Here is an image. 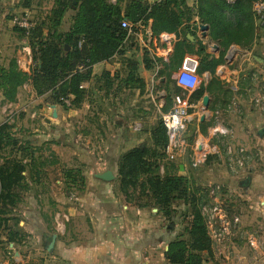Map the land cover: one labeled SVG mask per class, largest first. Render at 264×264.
Listing matches in <instances>:
<instances>
[{"label": "crops", "instance_id": "obj_1", "mask_svg": "<svg viewBox=\"0 0 264 264\" xmlns=\"http://www.w3.org/2000/svg\"><path fill=\"white\" fill-rule=\"evenodd\" d=\"M147 1L152 4L158 0ZM196 1L186 0L192 9ZM53 6L54 0H0V61L7 65L15 60L18 69L29 77L19 88L16 101L3 103L0 125L9 113L22 112V121L29 126L26 128L39 141L48 142L45 164L25 167V182L34 188L26 196L29 204L21 208L23 231L34 234L30 248L46 249V256H39V252V257L22 256L20 251L25 247L17 251L11 243L12 260L0 249V264H170L166 259L168 232L160 215H154L156 219L152 211L136 209L127 202L118 191L116 171L122 154L151 145L152 129L171 109L180 91L173 75L185 56L195 57L198 63L199 57L185 53L177 69L168 74L174 47L182 41V30L170 33L174 45L164 57L165 45L156 39L159 33L151 31L148 21L140 34L123 41L120 53L92 65L91 78L83 85L82 101L78 107L66 109L51 103L50 94L37 95L34 91L32 74L38 68V52L11 21L16 15L28 13L36 25L46 20ZM189 25L194 36L186 37L194 44L193 51L201 43L209 59H217L220 49L210 39L209 28L201 31L200 26L205 24L196 16ZM255 26L249 48L232 45L212 71H197L200 83L196 89L210 83L209 92L203 95L208 96L209 104L202 111L201 99L190 110L187 142L194 134L195 144L202 141L204 149L217 152L202 132L204 129L211 134L216 126L224 132L222 136L239 139L245 152L253 150L260 155L262 162L251 160L255 165L253 176L248 177L246 185L239 181L238 204L231 207L234 213L221 208L225 221L232 225L237 218V224L219 241L215 237L221 229L208 227L212 254H203L204 264H264V22L258 18ZM69 27L70 22L65 20L61 30L68 31ZM42 37H48L47 29H43ZM145 55L153 60L150 69L145 67ZM105 171L112 173L113 180L98 177ZM176 172L182 175V168ZM43 181L49 187L47 201L46 195L35 193L36 184ZM35 199L43 207L35 204ZM225 200L232 202L229 196ZM218 222L221 226L220 218L214 224ZM52 238L53 246L48 251Z\"/></svg>", "mask_w": 264, "mask_h": 264}, {"label": "trees", "instance_id": "obj_2", "mask_svg": "<svg viewBox=\"0 0 264 264\" xmlns=\"http://www.w3.org/2000/svg\"><path fill=\"white\" fill-rule=\"evenodd\" d=\"M71 1L54 0L49 17L46 21L37 23L29 34V38H32L29 39V44L33 49L35 47L32 43L37 45L38 52V68L32 74V87L37 95L48 93L51 103L60 104L66 109L69 107L62 104L60 99L71 96L70 108L79 106L84 97L81 86L90 80L92 65L121 52L127 35V31L120 26L123 20L132 25H146L151 21L153 33H175L182 30V41L175 45L172 61L168 65L170 74L177 69L185 53L199 57L197 71L202 73L212 71L222 63L230 46L249 48L254 40L255 21L258 19L252 12L253 3L258 0H236L232 5L222 0H197L195 9L190 8L186 0H158L152 4L147 0H116L114 4L108 0H78L75 5ZM67 9L73 10L74 15L68 31L64 32L61 30L60 19ZM194 16L200 23L208 26L210 39L220 49L217 59H209L210 55L205 53L201 43L197 51H193L194 44L186 35L194 36L189 25ZM43 29H47L48 37L45 39L42 37ZM36 31L41 32L37 40L33 39ZM82 63L86 69L79 72L76 68ZM144 64L146 69H150L153 60L145 55ZM28 78L26 73L18 69L15 60H11L6 69L0 70V89L7 103L16 101L19 88ZM209 85L210 83L204 86L202 83L195 89L191 93V101H200L204 93L209 92ZM180 92L181 90L177 94ZM10 128L7 123L0 125V224L7 221L6 216L10 212L8 207L14 206L16 202L17 190L25 182L23 173L27 165L18 159L3 157L5 148L14 144L10 139ZM202 132H205L204 129ZM165 144V130L160 121L151 131L150 146L133 148L119 157V191L130 202L129 188L135 189L142 180L138 183L139 187L143 191L149 188L157 210L167 216L172 213V202L182 198L190 206L185 210L188 241L171 243L166 259L170 264H204L206 259L202 256L204 253L211 256L213 242L201 212L200 199L187 194L182 186L183 178L165 167L163 174L159 175V161L164 156ZM172 219L175 221L176 218Z\"/></svg>", "mask_w": 264, "mask_h": 264}, {"label": "rangeland", "instance_id": "obj_3", "mask_svg": "<svg viewBox=\"0 0 264 264\" xmlns=\"http://www.w3.org/2000/svg\"><path fill=\"white\" fill-rule=\"evenodd\" d=\"M72 2L73 1H71L70 3ZM108 2L114 4L116 3V0H108ZM121 4L124 5L125 3L121 2ZM73 15V10L67 9L63 14L62 18L60 19L61 25L65 20L70 22L71 25ZM40 22H42V20ZM46 23L48 25V22ZM39 33L41 32L36 31L34 33L33 39L37 40L40 35ZM24 36L27 38L28 41L29 39H32L29 38L30 35ZM34 43L36 44L37 41H35ZM32 46H34V49L37 50V45H33L32 43ZM5 64V62L2 63L0 61V70L6 69L8 67L9 62L7 65ZM1 98L3 100H1ZM4 102L6 101L4 100L0 89V112L3 109V114L5 107V105H3ZM202 111L205 112L206 110H203L202 107ZM20 115H22V112H17L16 114L14 112H11L9 113V115H7V117L1 115V119H4L5 117L4 123H7L11 127L9 130L10 139L11 142H14V144L5 148V150L3 151V157H8L9 159H18L27 165L32 163L35 165H44L46 162L45 160H47L45 155H47L48 153L45 148L48 147V142L44 140L39 141L37 138H35L33 136L34 134L30 132V128H26L29 126H27L25 122L22 121L24 117H21ZM158 121L160 122L161 119ZM159 122H157L156 125ZM205 132V135H203L204 138L208 141L209 146L214 145L217 148V152L211 151L206 156V160L203 164L197 167L192 166L193 152L191 148L194 147L196 138H194L193 134L191 135L188 141L189 147L182 155V157L180 156L181 158L178 157L173 161L174 163H169L165 161L164 156L162 154L163 157L160 159L159 165L165 167L166 170H172L173 172H171L176 175H178L176 169L182 168V175H178L183 178L182 186L187 194H190L191 196L200 199L201 212L205 217L207 225V220H209V216L216 215V213H211V210L213 208H217L220 212H222V210H225L230 214L234 213L235 210L231 207L232 205L238 204V194L241 191V189L238 187L239 181H243L246 177L253 176L255 172V165H251V160H254L255 163L262 162L260 155L254 154L253 150H251V152L249 150H246L248 151V153L245 152V148L240 147V144L238 143L239 139L233 137H226L225 135H211L208 134L206 130ZM40 150H42V152L44 153L42 154ZM161 168L159 171V175L163 174L161 172ZM117 178L118 180H120L118 174ZM138 183L135 189L132 190V188H129V193L131 195L130 203L134 206V208H140L141 210H145L148 212L152 211L151 215H153V217L155 218L156 216L160 215L161 222L163 223V226L168 232L167 235L170 244L179 241H182L183 243L187 242V219L185 218V210H188L190 206L186 204V202H184L182 198H177L172 202V205L170 206L172 212L171 215L167 216L164 214V212L157 210L152 198L150 197L149 188L143 191L139 187ZM36 186L37 189L35 190V193H38L39 195H46L44 200L47 201L49 198L47 191L49 190V187L45 184V181H43L41 185L36 184ZM31 188L33 189L34 187L29 186L28 183L24 182L23 186L17 190L18 196L16 198L14 206L8 207L10 212L6 216L7 221L3 223L1 222L0 224V249H2L4 255L11 260L13 256L12 249H10L9 244L12 243V240V244H14V249H16L17 251L19 247H25L24 252L20 251V254H22V256H46V249L41 248L40 250H36L30 248L32 245L31 243L34 240V234L26 233L23 231L22 225L24 223V219L21 213V208L22 206L29 204L27 203L26 196L28 193H32ZM228 196L229 198H231V203L228 202V200L224 201V197ZM38 199L39 201L43 200L37 197V200ZM39 201H36V199L34 200L35 204H40V206L43 207L42 203H39ZM172 217L176 218L175 221L174 219H172ZM217 219V216L214 217V219L211 220V225L208 226L211 227L212 230H217L220 228L219 222L214 224V221ZM38 252L39 256H36V253Z\"/></svg>", "mask_w": 264, "mask_h": 264}, {"label": "built area", "instance_id": "obj_4", "mask_svg": "<svg viewBox=\"0 0 264 264\" xmlns=\"http://www.w3.org/2000/svg\"><path fill=\"white\" fill-rule=\"evenodd\" d=\"M228 5H232L236 0H222ZM253 12L258 16L259 20L264 22V0H258L253 3ZM12 24L15 28L23 31L24 35L29 36L33 30L35 23L32 21L28 13L16 15L12 18ZM122 29L127 31V35L124 39L128 41L130 37L135 34H140V30L143 29V24L138 23L135 25L130 24L128 21L123 20L120 23ZM156 39L165 45L164 57L167 56L174 45V36L170 33H159ZM77 71L81 72L86 69L85 64L77 66ZM198 61L195 57L185 56L182 60L180 69L173 75V80L177 88L181 92L174 96L173 105L171 109L161 115V123L165 130L166 144L163 149L164 159L166 162H173L176 158L182 156L188 149L189 144L187 142L186 134L188 129V123L190 118V110L196 107V103L192 102L190 97L191 93L196 89L200 83V78L197 74ZM84 85V84H83ZM83 85L81 87H83ZM71 96L61 98L60 101L66 107H71L70 103ZM212 135H222L224 132L218 127L214 126L211 129ZM193 152L192 166L197 167L203 164L206 160V156L210 151L204 149L203 142H198L191 148ZM211 213H216L214 217L218 216L222 220L220 233L216 235L217 241L222 239V234L228 232V228L232 225H236L238 222L237 218H233L232 225L227 220L225 221V214L220 212L217 208H213ZM212 215L207 220V228L211 225V220L214 219Z\"/></svg>", "mask_w": 264, "mask_h": 264}, {"label": "water", "instance_id": "obj_5", "mask_svg": "<svg viewBox=\"0 0 264 264\" xmlns=\"http://www.w3.org/2000/svg\"><path fill=\"white\" fill-rule=\"evenodd\" d=\"M77 1L78 0H74L73 4L74 5L77 4ZM207 28L208 27L206 25H201L200 26V30L201 31H206ZM208 104H209V98H208L207 95H205V96L202 97L201 106L203 107L204 110H206L208 108ZM203 120H204V118H201V121H203ZM98 177L100 179H102V180H105V181H111L114 178L110 171H105L104 173L98 175ZM248 181H249V178L247 177L245 180L242 181V185H246L248 183ZM53 242H54V238H52V241L50 242V244L47 247L48 251L52 248Z\"/></svg>", "mask_w": 264, "mask_h": 264}]
</instances>
